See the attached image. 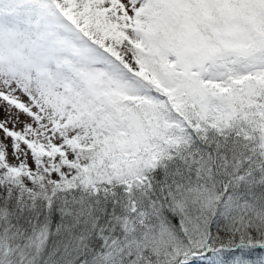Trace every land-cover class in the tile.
Here are the masks:
<instances>
[{
    "label": "snow or ice",
    "instance_id": "snow-or-ice-1",
    "mask_svg": "<svg viewBox=\"0 0 264 264\" xmlns=\"http://www.w3.org/2000/svg\"><path fill=\"white\" fill-rule=\"evenodd\" d=\"M0 264H264V0H0Z\"/></svg>",
    "mask_w": 264,
    "mask_h": 264
},
{
    "label": "rangeland",
    "instance_id": "rangeland-1",
    "mask_svg": "<svg viewBox=\"0 0 264 264\" xmlns=\"http://www.w3.org/2000/svg\"><path fill=\"white\" fill-rule=\"evenodd\" d=\"M2 115H3V114H2V113H0V117H2Z\"/></svg>",
    "mask_w": 264,
    "mask_h": 264
}]
</instances>
